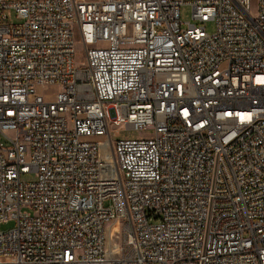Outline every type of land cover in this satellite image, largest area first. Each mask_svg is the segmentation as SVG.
I'll list each match as a JSON object with an SVG mask.
<instances>
[{
    "label": "built area",
    "instance_id": "2783aa9c",
    "mask_svg": "<svg viewBox=\"0 0 264 264\" xmlns=\"http://www.w3.org/2000/svg\"><path fill=\"white\" fill-rule=\"evenodd\" d=\"M252 11L0 0V264H264V0Z\"/></svg>",
    "mask_w": 264,
    "mask_h": 264
},
{
    "label": "rangeland",
    "instance_id": "374dc122",
    "mask_svg": "<svg viewBox=\"0 0 264 264\" xmlns=\"http://www.w3.org/2000/svg\"><path fill=\"white\" fill-rule=\"evenodd\" d=\"M252 7H253V15L257 14L258 11V0H252ZM181 16L183 22H192L195 21L192 18V8L190 5H185L181 9ZM185 25L184 27H186ZM207 31L210 33H214L216 30V24L214 21L209 22L207 25ZM76 41H77V54H76V61L77 64L80 66H83L86 63V52L85 48L83 46V43L81 41V37L79 36V33L76 35ZM56 90H60V88L56 87ZM113 133L117 134L118 132L121 133V137H130V138H136V137H142V138H151L155 136V132L153 130L146 131V132H137L133 130H126L125 126H113L112 127ZM35 178L34 174H30L29 176H25L23 179L26 180H33ZM16 226L15 220H9L7 222L0 224V230L1 231H8Z\"/></svg>",
    "mask_w": 264,
    "mask_h": 264
}]
</instances>
